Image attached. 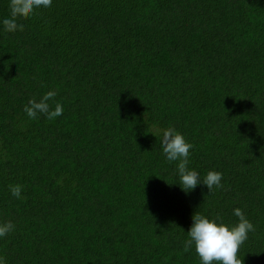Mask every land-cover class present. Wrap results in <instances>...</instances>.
Segmentation results:
<instances>
[{
	"label": "trees",
	"instance_id": "16d2710c",
	"mask_svg": "<svg viewBox=\"0 0 264 264\" xmlns=\"http://www.w3.org/2000/svg\"><path fill=\"white\" fill-rule=\"evenodd\" d=\"M17 22L0 26L6 264H200L192 214L231 225L236 207L254 225L237 254L264 264V0H52ZM50 89L62 113L29 118ZM169 126L220 187L178 185L152 134Z\"/></svg>",
	"mask_w": 264,
	"mask_h": 264
},
{
	"label": "clouds",
	"instance_id": "9594fccd",
	"mask_svg": "<svg viewBox=\"0 0 264 264\" xmlns=\"http://www.w3.org/2000/svg\"><path fill=\"white\" fill-rule=\"evenodd\" d=\"M52 0H8V16L0 19V26L6 32L15 31L22 27L17 22V17L30 16L36 9L48 8ZM56 95V91L50 89L39 100L29 99L24 106V112L29 118H34L38 113L44 114L47 119L59 116L63 107L59 102L54 107H49L48 101ZM159 136L160 150L164 159L176 161L178 185L184 191L195 188L198 184L204 185L208 192L213 186L220 187L222 173L218 170L209 169L201 178L194 169L189 168V149L191 142L187 141L182 133L169 126L164 129L157 128L154 133ZM12 196L19 198L22 191L20 184L9 185ZM233 215L237 222L227 224L219 218H209L198 212L191 216V224L186 231L187 238L184 241L185 250L193 247L199 257L200 264H242L238 256L239 245L247 239V234L254 231V225L245 217L239 207L233 209ZM13 225L10 221L0 223V237L11 231ZM0 264H6V259L0 255Z\"/></svg>",
	"mask_w": 264,
	"mask_h": 264
}]
</instances>
